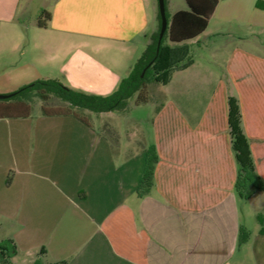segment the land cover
<instances>
[{
  "label": "crops",
  "instance_id": "1",
  "mask_svg": "<svg viewBox=\"0 0 264 264\" xmlns=\"http://www.w3.org/2000/svg\"><path fill=\"white\" fill-rule=\"evenodd\" d=\"M45 1L39 28L25 1L0 0V93L59 79L110 95L158 29V0ZM184 45L210 58L195 51L159 83L150 139L99 117L0 119V243L15 244L13 264H264V192H235L228 104L232 92L264 181V0H219ZM152 145L155 186L140 197Z\"/></svg>",
  "mask_w": 264,
  "mask_h": 264
},
{
  "label": "trees",
  "instance_id": "2",
  "mask_svg": "<svg viewBox=\"0 0 264 264\" xmlns=\"http://www.w3.org/2000/svg\"><path fill=\"white\" fill-rule=\"evenodd\" d=\"M184 1L187 9L179 10L172 16L168 14L166 6L168 26L160 45L161 17L158 6L157 31L151 35L150 43L132 65L128 76L120 82L112 94L107 96L88 94L73 90L59 79H39L11 93L10 98L0 100V119L27 118L31 115L36 100L48 102L53 98L66 103V106H43L44 116H73L85 124H88L86 118L80 116L75 109L88 110L96 114L127 113L131 101L135 106L147 104L150 101L148 98L150 83H165L172 70L182 64L183 66L191 64L189 47L184 44L196 39L207 30L219 3V0ZM43 16L45 20H37L39 28H46L51 18L48 12H44ZM167 41L171 46H164ZM228 104L229 130L237 161L235 192L240 198L249 200L253 192H264V181L256 173L242 128L239 102L232 92L229 94ZM158 161L156 147L152 145L147 150L144 173L137 187L140 197L147 196L154 188L155 168ZM249 238L250 232L241 228L239 244H245ZM16 254L17 248L12 241L0 243V264H13L12 259Z\"/></svg>",
  "mask_w": 264,
  "mask_h": 264
},
{
  "label": "rangeland",
  "instance_id": "3",
  "mask_svg": "<svg viewBox=\"0 0 264 264\" xmlns=\"http://www.w3.org/2000/svg\"><path fill=\"white\" fill-rule=\"evenodd\" d=\"M25 1L23 3V8L21 12V17L25 21H34V20H45L42 10L46 8V1L45 0H23ZM154 3L157 8V1L154 0ZM166 6H167V12L170 16L173 15V12L181 9V8H186L185 6V1L184 0H166ZM214 30V23L211 26V30ZM171 46L170 42L165 43L166 46ZM189 51L191 56H195V51L199 52L200 49L197 48V46L192 47L189 45ZM92 51L94 52L93 47L91 48ZM202 52V55H204L206 59H209L208 57L210 55L209 52L206 51H200ZM17 57H24L23 55H18ZM203 60V59H202ZM67 86V85H66ZM69 87V86H68ZM159 88V83H150L148 86V98L151 100L155 94L157 93ZM6 93H0V95H5ZM47 106V107H57V106H66V103L62 102L61 100H58L56 98L51 99L48 102H44L41 100H36L33 104L32 108V114L33 115H38L39 113H42V107ZM75 111L82 117L87 118L88 120H92L94 123L95 119L99 117V119L102 122H109L111 123L115 128L120 129L124 134L128 129L132 128H137L139 130V134H143L142 137L145 139H150L151 138V118L153 115V104H143L140 106H135L134 102L131 101L130 103V108L127 113H102V114H96L93 112H90L88 110H82V109H75ZM43 114V113H42ZM139 119V126H137V120ZM133 120V122H132ZM20 262V260H18ZM38 262V261H36ZM40 263V262H38ZM43 264V263H41Z\"/></svg>",
  "mask_w": 264,
  "mask_h": 264
},
{
  "label": "water",
  "instance_id": "4",
  "mask_svg": "<svg viewBox=\"0 0 264 264\" xmlns=\"http://www.w3.org/2000/svg\"><path fill=\"white\" fill-rule=\"evenodd\" d=\"M158 6H159L160 17H161V31H160V35H159V45H160V43L164 37V34L167 30L168 20H167V15H166L165 0H158ZM11 96H12L11 94L0 95V100L8 99Z\"/></svg>",
  "mask_w": 264,
  "mask_h": 264
}]
</instances>
